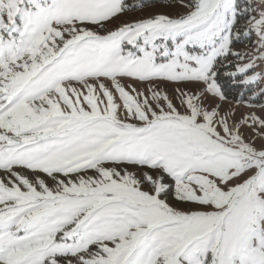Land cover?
<instances>
[{
	"label": "snow or ice",
	"instance_id": "snow-or-ice-1",
	"mask_svg": "<svg viewBox=\"0 0 264 264\" xmlns=\"http://www.w3.org/2000/svg\"><path fill=\"white\" fill-rule=\"evenodd\" d=\"M0 264H264V0H0Z\"/></svg>",
	"mask_w": 264,
	"mask_h": 264
}]
</instances>
